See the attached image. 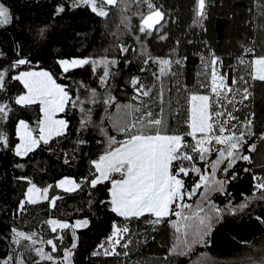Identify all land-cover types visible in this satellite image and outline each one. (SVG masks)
I'll list each match as a JSON object with an SVG mask.
<instances>
[{
    "label": "snow or ice",
    "instance_id": "obj_1",
    "mask_svg": "<svg viewBox=\"0 0 264 264\" xmlns=\"http://www.w3.org/2000/svg\"><path fill=\"white\" fill-rule=\"evenodd\" d=\"M211 2L193 0V27L206 30L204 22L208 19ZM257 2L259 15L264 18V3ZM132 4L144 5L147 11L134 13L139 17L135 31L129 16H122L121 23L140 44V55L146 57L140 71H149L150 64L156 66L151 71L154 81L160 84L158 92L154 94L153 84H146L140 77L133 76L129 84L135 92L132 100L136 103L122 105L111 94L109 84L117 75L114 69L120 63L115 57H58L56 64L62 78L71 81L61 84L52 72L33 70L32 60L21 55L18 48L17 58L7 67L0 64V151L11 152L17 158L13 167L21 174L14 179L25 186L14 217L22 216L28 206L43 202H47L48 209L54 211L65 195L83 192L85 187L93 195L94 192L106 191L104 198L89 199V209L97 205L119 220H112L110 235L98 245L99 250L92 252L93 256H127V251L121 253L117 248H129L130 237L134 234L129 225L133 221H142L153 231L161 225L170 227L175 239L169 256L184 257L190 255L195 246L207 247L211 243L214 227L222 221L225 211L235 215L253 200L264 201V176L255 174L252 176V196L245 197L239 205L232 206L229 201L226 209H221L210 199V194L214 192L230 195L226 189L230 181L239 178L238 162L253 164L252 153L257 151V144L250 141L255 138L264 143V133L257 136L254 131L256 112L252 108L257 83L264 85V40L254 37L251 43H241V51L233 58L234 63H226L204 41L207 54L197 53L200 70L196 73L197 83L189 88L182 83L186 56H179L177 48L171 49L167 56H153L147 50L146 41L150 38L159 41L168 39L167 33L162 31L168 14L163 5H157L154 0H65V3L56 5L53 17L68 9H85L98 17L107 18L111 8L123 5L121 12H124ZM19 19L13 16L5 3L0 2V27ZM258 28L264 31V25ZM136 31L139 35L135 34ZM46 35V27L38 30L40 40H44ZM179 43L176 41L177 47ZM118 48L122 55L129 52V47L123 43ZM21 66L27 70H21ZM88 68L94 75L102 69L99 81L106 90L103 97L96 89H88L82 81L73 78L76 70ZM165 80L172 85L167 89V110ZM13 82L17 87L15 95H10ZM81 89L87 91L86 98H82ZM173 92L174 97L171 95ZM153 95L159 103L157 111H153L144 100L152 99ZM98 103L105 106L106 113L99 124L92 119V107H86ZM36 106L40 115L33 126L20 117L24 111ZM111 107L116 109L115 115L109 113ZM73 109H78L81 114L78 133L90 127L98 129L103 140H97V144L103 145V150L96 158L89 159L88 175L80 180L64 176L55 184L38 185L23 170L38 151L52 152L51 145L67 136L71 131L70 121L58 118V114L67 115ZM17 112L20 115H16ZM106 121L122 139H117L106 130ZM13 126L15 141L9 133V128ZM85 143L87 141L80 138L76 141L77 146ZM213 153L216 158L209 161ZM74 159V155L63 154L64 165L71 166ZM197 160L204 162L203 168L197 166ZM218 171L224 173L223 179H217ZM243 171L251 172L252 169L246 167ZM191 175L198 180L189 190L185 177ZM57 189L64 195L51 194ZM198 192L202 199L195 207L185 202ZM256 219L264 224V216H257ZM42 224L53 234L51 238L45 239L36 231L25 232L11 227L4 237L8 241L9 252L0 256V264H75L74 257L80 246L77 232L88 228L90 219L85 216L69 222L50 215ZM68 234L71 235V243L65 246ZM45 245L50 251H45ZM29 254L35 259H30Z\"/></svg>",
    "mask_w": 264,
    "mask_h": 264
},
{
    "label": "trees",
    "instance_id": "obj_2",
    "mask_svg": "<svg viewBox=\"0 0 264 264\" xmlns=\"http://www.w3.org/2000/svg\"><path fill=\"white\" fill-rule=\"evenodd\" d=\"M0 2L10 8L14 17L20 18L8 26L0 27V53H3L0 56V64L4 67L17 58V49L20 48L21 55L32 60L34 69L48 70L54 74L58 83L64 84L71 81L62 78L61 70L56 64L58 57L107 55L120 61L118 67L114 69L117 75L109 81L111 94L118 102L126 93L132 97L135 95L129 82L125 81L129 66L133 68L136 77H140L146 84H153L154 94L158 92L160 84L154 81L151 71L156 66L150 64L149 71H140L144 67L143 60L146 57L140 55V44L121 23L122 16H129L135 31L139 17L134 13L147 11L146 6L132 4L124 12H121L123 5L114 7L110 9L107 18L98 17L85 9L76 11L68 9L54 18L56 5L65 3V0H0ZM154 2L157 5H163L168 14L167 23L162 30L167 33L168 39L159 41L150 38L146 41L147 50L153 56H167L171 49L177 48L179 56H186L182 83L189 88H193L197 83L196 73L200 70L201 62L197 53L207 54L204 41H207L209 47L226 63H234L233 58L241 51V43H251L254 37L264 40V31L258 28L259 25H264V18L259 15L260 6L257 0H212L208 9V19L204 22L206 30L192 26L193 0H154ZM260 2L264 3V0ZM42 27L47 28L44 40L38 37V30ZM135 34L139 35L138 31ZM176 41H180L178 47ZM122 43L129 47V52L123 55L118 48ZM257 50L259 51V48ZM24 69L27 68L21 66V70ZM224 70L228 71L227 68ZM97 72L98 74L94 75L90 68L79 69L73 73V78L82 81L88 89H96L103 97L106 90L100 86L99 81L102 69H98ZM170 86H172L171 82L165 80L166 110L169 98L167 89ZM16 87L17 85L13 82L10 86V95H15ZM200 91L204 90L200 89ZM80 94L82 98H86L88 93L85 89H81ZM171 95L174 97L175 93ZM144 100L152 106L153 111L159 109L155 95L152 99L144 98ZM86 107H92V119L97 124L106 115L105 106L102 103L89 104ZM252 108L256 112L254 131L258 136L264 133V85L259 82L254 89ZM113 110L114 107L108 109L109 113ZM16 115H20V112ZM39 115V108L36 106L24 111L20 118L27 119L35 126ZM58 116L70 121L71 131L66 137L59 138V142L51 145L52 152L38 151L23 170L24 174L32 176L41 186L54 184L64 176L80 180L84 171L90 166L89 159L96 158L103 150V145L97 144V140H103L98 129L90 127L78 133L81 116L78 109L69 111L67 115L59 113ZM104 127L111 135L122 139L112 129L110 122L106 121ZM9 133L15 141L14 126L9 128ZM78 138L86 140L87 143L77 146ZM250 142L257 144V151L252 153L253 164L238 162L239 178L230 181L226 189L230 195L225 196L218 192L210 194L212 203L221 209H226L229 201L232 206H237L244 202L245 197H251L254 191L253 174L264 176V143L255 138ZM64 153H68L69 157L75 156L71 166L63 164ZM215 158L216 155L213 153L209 161ZM16 159L11 152L0 151V256L7 255L9 252L8 241L4 237L8 235L11 227L15 226L25 232L36 231L45 238L47 226L42 222L51 215L69 222L85 216L90 219L89 227L77 232L80 237V246L74 257L75 264H254V262L261 264V261H264V224L256 219L257 216H264V201L256 200L251 201L246 209L235 215L225 211L222 221L214 227L211 243L207 247L195 246L188 256H169V249L175 239L170 227L161 225L153 231L150 225L142 221H133L129 225L134 233L130 237L129 248H117V251L121 253L127 251V256L103 254L93 256L92 252L99 250L98 245L110 235L112 220H119L97 205L89 209V199L104 198L107 195L106 191L94 192L93 195L85 187L83 192L65 195L63 200L58 201V208L54 211H50L47 204L28 206L22 216L14 217L17 203L22 198L25 187L14 179L21 174L19 169L13 167ZM197 166L203 168L204 162L197 160ZM246 167H251L252 171L244 172L243 169ZM208 172H211L210 166ZM223 178L224 173L218 171L217 179ZM196 180L198 177L194 175L185 177L186 187L190 190ZM201 199L198 192L185 202L195 207ZM120 222L123 223V221ZM67 237L68 243H71V235L68 234ZM242 241L250 243L244 244L241 243ZM29 258L35 259L31 254Z\"/></svg>",
    "mask_w": 264,
    "mask_h": 264
},
{
    "label": "rangeland",
    "instance_id": "obj_3",
    "mask_svg": "<svg viewBox=\"0 0 264 264\" xmlns=\"http://www.w3.org/2000/svg\"><path fill=\"white\" fill-rule=\"evenodd\" d=\"M193 22V15H192V18H191V23ZM69 58H71V57H69ZM24 70H27V69H24ZM33 70H41V69H34L33 68ZM134 70H133V68L131 67V66H129L128 68H127V73H126V77H125V81H130V79L133 77V76H135L134 75ZM120 104H128V103H136L135 101H133L132 100V96L130 95V94H124L123 95V97H122V100L119 102ZM112 114H116V109L114 108V110H113V112H112ZM58 118H61V117H59L58 116ZM90 167V166H89ZM89 167L87 168V170H85L84 171V173L82 174V177H84V176H87L88 175V172H89ZM62 178V177H61ZM60 179V178H59ZM58 179V180H59ZM55 184V183H54ZM57 193H61L60 192V190L59 189H57V190H55L54 192H52L51 194L52 195H55V194H57ZM45 204H47V202H43V203H41V204H38V205H40V206H43V205H45ZM31 207H34V206H36V205H34V206H32V205H30ZM51 235H53V234H51L49 231H47L46 230V234H45V239H47V238H51ZM70 243H68V237L66 236V245L65 246H67V245H69ZM63 247V246H62ZM45 251H50V249H49V247L48 246H46L45 247ZM61 255H62V250H61V253H60Z\"/></svg>",
    "mask_w": 264,
    "mask_h": 264
}]
</instances>
